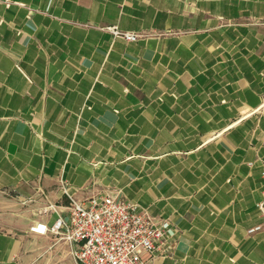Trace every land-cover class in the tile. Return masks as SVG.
<instances>
[{
  "label": "crops",
  "instance_id": "crops-1",
  "mask_svg": "<svg viewBox=\"0 0 264 264\" xmlns=\"http://www.w3.org/2000/svg\"><path fill=\"white\" fill-rule=\"evenodd\" d=\"M262 170L264 0H0V264H77L43 226L97 194L264 264Z\"/></svg>",
  "mask_w": 264,
  "mask_h": 264
},
{
  "label": "built area",
  "instance_id": "built-area-1",
  "mask_svg": "<svg viewBox=\"0 0 264 264\" xmlns=\"http://www.w3.org/2000/svg\"><path fill=\"white\" fill-rule=\"evenodd\" d=\"M111 33L128 41L141 36L116 28ZM69 199L68 218L59 217L49 228L43 227L72 246L70 253L77 264H155L156 252L168 254L170 236L165 223L155 221L137 203L109 194ZM259 209L264 213V197Z\"/></svg>",
  "mask_w": 264,
  "mask_h": 264
}]
</instances>
